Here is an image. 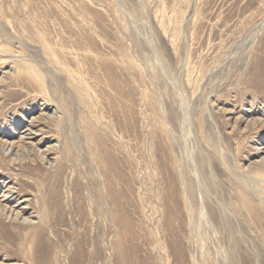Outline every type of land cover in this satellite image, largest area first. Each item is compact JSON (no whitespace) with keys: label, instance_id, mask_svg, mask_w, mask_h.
Masks as SVG:
<instances>
[{"label":"rangeland","instance_id":"rangeland-1","mask_svg":"<svg viewBox=\"0 0 264 264\" xmlns=\"http://www.w3.org/2000/svg\"><path fill=\"white\" fill-rule=\"evenodd\" d=\"M0 175V264H264V0H0Z\"/></svg>","mask_w":264,"mask_h":264},{"label":"bare ground","instance_id":"bare-ground-1","mask_svg":"<svg viewBox=\"0 0 264 264\" xmlns=\"http://www.w3.org/2000/svg\"><path fill=\"white\" fill-rule=\"evenodd\" d=\"M31 134H33V133H31ZM56 176L59 177V174H56ZM21 192L22 191H19V190L17 191L16 189L9 190V191H7L8 194L3 197V201L6 202V203H11V204L17 202V204L16 203L15 204H16V207L19 208V209H21L22 205H24V204L26 205L27 204L28 206H26L25 208L21 209L22 213H24V211L29 210L30 204H29L28 200H25L23 198V196L21 195ZM59 193H60V191H59ZM3 215H4V213H3ZM135 264H139V263H135Z\"/></svg>","mask_w":264,"mask_h":264}]
</instances>
